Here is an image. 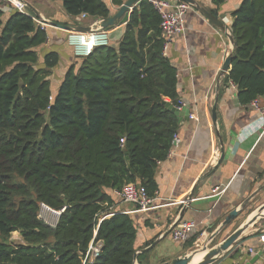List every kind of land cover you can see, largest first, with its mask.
Instances as JSON below:
<instances>
[{
  "label": "trees",
  "instance_id": "obj_1",
  "mask_svg": "<svg viewBox=\"0 0 264 264\" xmlns=\"http://www.w3.org/2000/svg\"><path fill=\"white\" fill-rule=\"evenodd\" d=\"M48 1L60 2L71 20L85 14L91 22L125 2ZM35 19L0 11V264H134L135 253L153 241L136 247L134 218L114 212L106 191L135 184L152 199L178 130L165 102L178 106L159 16L141 0L118 44L73 56L57 88L49 78L60 56L49 51L39 62L47 34ZM230 34L226 82L250 103L264 97V0H243ZM41 205L61 212L54 226L40 217ZM14 232L24 245L10 244ZM91 241L101 242L100 253L83 263ZM147 254H138L137 264Z\"/></svg>",
  "mask_w": 264,
  "mask_h": 264
},
{
  "label": "crops",
  "instance_id": "obj_2",
  "mask_svg": "<svg viewBox=\"0 0 264 264\" xmlns=\"http://www.w3.org/2000/svg\"><path fill=\"white\" fill-rule=\"evenodd\" d=\"M18 1L24 4V12L46 22L72 28L91 23L90 19L80 23L71 20L60 2ZM103 1L110 7V0ZM194 1L218 18L227 30L221 33L191 7L185 15L184 35L176 36L166 50L165 57L176 72L177 101L186 104L183 109L188 115L177 121L179 145L170 149L167 160L156 171L158 190L150 209L134 213L133 207L122 203L115 192H106L115 198L114 212L132 213L129 215L137 225L136 247L142 248L149 241L156 243L148 251L145 264L169 262L197 248L202 252V248L220 244L241 226L246 227L241 241L214 264H247L258 254L261 255L254 264H264V244L258 242V236L264 232V132L256 126L264 122V116L251 102H241L236 88L226 82L228 70L222 75L224 62L234 48L227 35L232 14L243 0H225L218 7L212 0ZM16 7L9 2L0 11L7 18L18 11ZM118 9H112L110 16ZM124 26L108 30L109 46L118 44ZM45 32L46 43L37 50L42 57L39 62L49 51L60 56L59 69L49 78L57 88L73 63L67 45L68 31L48 25ZM257 99L263 107L264 97ZM165 102L171 105L169 99ZM221 152L224 155L219 162ZM215 187L225 188L219 198L210 197ZM231 211H237V217L221 226ZM176 221H193L196 225L194 234L184 242L174 241L170 234L162 237Z\"/></svg>",
  "mask_w": 264,
  "mask_h": 264
},
{
  "label": "built area",
  "instance_id": "obj_3",
  "mask_svg": "<svg viewBox=\"0 0 264 264\" xmlns=\"http://www.w3.org/2000/svg\"><path fill=\"white\" fill-rule=\"evenodd\" d=\"M15 3L19 12H24L25 6L23 3H19L18 0H0V7L5 6L7 3ZM147 2L157 12L160 19V38L163 41L162 52L165 56L166 50L173 40L178 35H184L185 32V15L190 6L180 0H147ZM88 19L87 15L82 14L75 18L77 23ZM101 21L95 20L89 24L90 31L86 33L67 32V45L72 51V55L77 59H83L88 57L95 48H102L109 46V33L107 30L101 29ZM36 26L42 31H46L47 22L45 19L39 17L35 19ZM259 99H255L251 102V105L259 111L261 116H264V106H259ZM186 104L184 102H178L177 109L182 110ZM194 119L193 116L189 117ZM262 132H264V122L256 124ZM256 127V128H257ZM179 138L177 135L173 136L172 148L179 145ZM123 143V140H121ZM225 192V188L215 187L211 191L213 198H219ZM116 196L122 201V203L132 206V212H146L150 208L151 199L149 198L144 187L135 184H128L124 186L121 191L115 192ZM41 209L46 211L47 217L53 220V216L57 219L61 212H56L48 207L41 205ZM123 214H132L124 212ZM101 221V220H100ZM55 224V223H54ZM196 231V225L193 221H178L174 228L170 232V236L174 241L184 242ZM96 233H94L95 236ZM258 242L264 244V232L258 236ZM102 244L101 242L91 241L86 254L83 259V263L92 262L98 257ZM252 253V250H249Z\"/></svg>",
  "mask_w": 264,
  "mask_h": 264
},
{
  "label": "water",
  "instance_id": "obj_4",
  "mask_svg": "<svg viewBox=\"0 0 264 264\" xmlns=\"http://www.w3.org/2000/svg\"><path fill=\"white\" fill-rule=\"evenodd\" d=\"M140 1L141 0H126L122 4V6L119 7V9L116 11V13H114L112 16H109L108 18L103 19L101 21V29L102 30H109L110 28H112L114 26L121 27V26L125 25L129 20L130 13L132 12V10L136 6L139 5ZM180 1L188 4L190 7L194 8L196 11H198V13H200L206 20H208V22H210L221 33H224L227 30V26H225L218 18L210 15L207 11L202 9V7L198 6L194 0H180ZM47 25L53 26V27H56V28H59V29H62L64 31H68V32L86 33L88 31H90L89 27L78 26V27L72 28V27L58 25L56 23H52L49 21L47 22ZM227 35H228V38H229L231 44H233L231 34H227ZM231 57H232V53L226 58V60L224 62L223 69H222V75L226 74V72L229 68V63H230ZM166 107L176 116L177 121H180L184 115L185 116L188 115V112L184 109L178 110L169 104H166ZM215 110H216V108L214 106L213 110H212V120L214 123L216 122ZM223 155H224L223 152H221V158H220L219 162L222 160ZM237 214H238L237 211H231L221 226H225V225L229 224L231 220H233L234 218L237 217ZM177 222L178 221L173 223V225H171L169 230L162 237L169 235L171 230L174 228V226L176 225ZM252 223H253V221L251 220L250 224H252ZM245 230H246V227L241 226L232 235H230L227 239L222 241L220 244H218L212 248H208V249L206 247L202 248V250H203L202 253L204 252V255H203L202 259L197 264H214V263H216L219 259H221L223 257V255L226 252H228L230 249H232L235 245H237L241 241V238H242L241 235ZM155 244L156 243H152L149 247H147L141 251L136 252L134 255V264H137L136 258H137L138 254H140V253L143 254L145 252H148L149 250L154 248ZM199 252L201 253V251H199V249H195L187 255L175 258L169 262H163L161 264H191L194 255L199 253ZM260 255L261 254L255 255L250 260V262L247 264H254L258 260Z\"/></svg>",
  "mask_w": 264,
  "mask_h": 264
},
{
  "label": "rangeland",
  "instance_id": "obj_5",
  "mask_svg": "<svg viewBox=\"0 0 264 264\" xmlns=\"http://www.w3.org/2000/svg\"><path fill=\"white\" fill-rule=\"evenodd\" d=\"M40 217L45 221L47 222L48 224L50 225H53L56 221V217L53 216V220H50L48 217H47V214H46V211H44L43 209L40 210ZM10 244L14 247H17V246H21V245H24L19 233L17 232H14L11 234V237H10ZM213 245V244H212ZM214 246V245H213ZM199 249V248H197Z\"/></svg>",
  "mask_w": 264,
  "mask_h": 264
},
{
  "label": "bare ground",
  "instance_id": "obj_6",
  "mask_svg": "<svg viewBox=\"0 0 264 264\" xmlns=\"http://www.w3.org/2000/svg\"><path fill=\"white\" fill-rule=\"evenodd\" d=\"M55 217H57V216L55 215ZM203 255H204V253H202V252L195 254L193 259H192L191 264H197L202 259Z\"/></svg>",
  "mask_w": 264,
  "mask_h": 264
},
{
  "label": "clouds",
  "instance_id": "obj_7",
  "mask_svg": "<svg viewBox=\"0 0 264 264\" xmlns=\"http://www.w3.org/2000/svg\"><path fill=\"white\" fill-rule=\"evenodd\" d=\"M53 226V225H52Z\"/></svg>",
  "mask_w": 264,
  "mask_h": 264
}]
</instances>
